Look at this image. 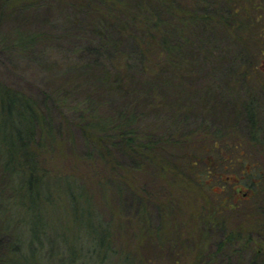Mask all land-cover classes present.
<instances>
[{
    "label": "trees",
    "instance_id": "1",
    "mask_svg": "<svg viewBox=\"0 0 264 264\" xmlns=\"http://www.w3.org/2000/svg\"><path fill=\"white\" fill-rule=\"evenodd\" d=\"M40 1L0 0V21ZM82 1L101 19L93 51L108 62L91 80L103 92L88 83L89 92L65 110L51 93L40 101L0 79V234L8 240L0 264H168L144 256L145 244L178 264V241L189 242L192 231L183 234L175 190L179 184L209 189L213 182L221 195L213 211L228 209L229 217L241 219L210 212L192 264H202L212 223L223 235L209 254L223 251L235 264H264V167L255 170L241 159L238 169L250 187L240 195L233 185L224 188L222 174L235 168L233 150L241 155L249 147L264 155V0ZM204 1L212 9H204ZM198 26L209 37L219 31L231 56L223 81L232 102L200 105L203 115L194 120L198 104L169 101L165 84L194 81L200 60L211 55ZM36 40L34 33L15 37L19 49ZM96 92L105 99L96 101ZM219 111L230 118L217 119ZM240 118L248 123L245 138L236 126ZM149 177L168 188L154 193L146 186ZM241 200L249 204L242 207Z\"/></svg>",
    "mask_w": 264,
    "mask_h": 264
},
{
    "label": "rangeland",
    "instance_id": "2",
    "mask_svg": "<svg viewBox=\"0 0 264 264\" xmlns=\"http://www.w3.org/2000/svg\"><path fill=\"white\" fill-rule=\"evenodd\" d=\"M82 2V0H42L32 8L28 7L25 10L23 9V11L15 13L14 16L2 19L0 21V79L14 87L25 89L40 101H42L46 93H51L53 97L62 100L61 106L65 110L71 108L70 105L73 106L82 100L81 97L89 92L88 83L94 82L91 80L92 74L100 72L102 61L105 65L108 62L105 56H99L98 58V53L93 51V45L99 44L98 36L94 33L96 32L94 25L101 22V19L97 15L94 16L92 13H88ZM129 2L131 4V1ZM129 7L131 8V5ZM202 7L208 11L212 9L206 1L203 2ZM17 32H23L24 35L34 33L37 35V40L29 48L19 49L15 41ZM196 33L202 39H207L210 43L208 49H211V55H208L206 60H200L199 76L194 81L185 82L178 88H175L176 86H174V83L171 84V82L165 84L166 89L171 88L169 91L167 90L171 97L169 101H187L198 104L194 112V120L199 119L203 115V108L200 105L215 104L221 107L224 103L232 102L228 98L231 95L227 90V83L223 81L225 77L224 72L228 69L232 60L230 59V55L228 57L225 46L220 41L222 37H218L219 31L209 37V35H206L208 31L198 26ZM195 44L197 45V41ZM109 48L116 51V48L111 45ZM200 56L202 57V55ZM131 57H133L132 53ZM209 57L211 58L209 59ZM214 60L218 61V63H215ZM94 83L96 87L99 85L98 90L103 92V87L99 84V81L96 80ZM185 93L190 95L191 98L186 97L183 99ZM238 93H242V88H238ZM211 95L215 99L210 98L209 96ZM94 98H96V101L105 99L100 92H96ZM260 101L263 103L260 122L262 127H264V99ZM46 102L51 106L49 100ZM106 109V105L100 106V110L106 111ZM50 113L55 120H58V113L52 107ZM220 115L221 112L219 111L216 114L217 119L230 118V114L228 116L227 113L225 116ZM247 125L246 119L240 118L237 120V129L239 134L243 135L244 138L248 132ZM74 133L77 134L76 131ZM75 141L76 148L81 149L82 146L78 134ZM65 143V146H63V149H65L64 153L67 152L68 148V143ZM262 150V154H264V148ZM238 152H235V150L232 152V155L239 159H234L233 161L235 168L225 169L222 174L227 179L224 188L229 189L233 185L240 191V195L250 187L249 179L246 178L247 175L238 169L241 159L245 158L246 161L254 163L256 170L264 167V155L259 154L258 151L256 153V151L251 150V148L249 149V147L248 150L242 149L241 155ZM233 176H236L238 179H235ZM146 183V186L156 194L161 193L163 188L165 189L166 187L167 189L169 186L168 183L154 177H149ZM176 184L173 183L171 188L175 189L174 186ZM180 185L179 187L176 186L177 190H175V194L179 200H182L176 202L183 207L181 209L182 212L178 215L182 222V230L186 229L190 232L192 231V233L189 236L191 238L189 242L183 241V239L180 240L181 242L178 241L180 250L178 264H192L196 251L194 244H197V241L204 237V232L202 231L204 230L203 223L211 218L210 212L216 210L217 202L221 196L218 191L220 187L216 182L211 183L209 189L204 188L205 190L200 186L199 188L189 187L187 184L183 185L182 189ZM173 189L171 190L173 191ZM248 201L241 200L240 206L245 207L249 204ZM186 205L189 209L184 211V209H187ZM220 212L217 215V212L213 211L214 217L223 216L221 218H224L226 221L231 219V217V221L241 219L237 215L229 217L228 209ZM151 215L153 223H157L159 217L154 206H152ZM213 225L214 223L208 229V233L210 232L208 234L210 243L205 246V250L203 249V255H200L201 263H237L233 255L228 258L226 256L229 253L224 254L223 251L214 255L209 254L212 249L214 250L217 240L223 235L222 232L216 233L215 226ZM191 226H193V229ZM184 232L185 230L183 234ZM7 242L6 236L0 234V253L6 249ZM142 254L151 259H159L166 263L168 262V264H174L170 255H167L166 252H161L159 248L156 249L155 246L150 244L143 245Z\"/></svg>",
    "mask_w": 264,
    "mask_h": 264
}]
</instances>
